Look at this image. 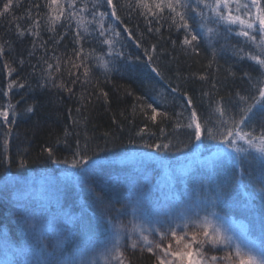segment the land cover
<instances>
[{
    "label": "trees",
    "instance_id": "1",
    "mask_svg": "<svg viewBox=\"0 0 264 264\" xmlns=\"http://www.w3.org/2000/svg\"><path fill=\"white\" fill-rule=\"evenodd\" d=\"M3 2L4 0H0V6ZM32 2L33 0H14V4L18 3V6L0 17V43L10 42V46H5L4 55L0 57V109L7 108L9 104L14 106L8 109L9 120L14 123L5 125L0 119V161L4 160L5 155L13 161L11 165L0 163V180L35 171L49 172L54 175L62 169H73V171L81 169L71 166L72 152L75 150L77 140L81 147L85 143L88 144L87 155L91 159L86 165L87 168L97 163L107 165L105 163H109L111 159L127 157L133 153L142 154L148 158L149 164L154 165L153 161L158 162V170L166 175V182L174 191L181 188L191 189V182H185L187 177H199L205 186H210L228 176L232 168L229 160L217 157L214 168L202 163L217 151L215 141L204 139L197 153L193 146L195 142L188 141V130L184 128L174 130L177 119L181 123H186L190 111L185 110L183 98L180 93H173L172 88L179 86L181 92L187 91L191 95L202 120L209 116L214 107L213 101L219 97L229 101L234 99L236 91H241L242 94L252 91L255 94L243 73L249 72L255 79L259 76L256 71L258 66L248 59L241 60L234 54L236 48L244 47L248 50V45L243 43V38L226 34L221 27L220 36L211 44L202 39L198 46L199 53L195 54L181 46L183 32H177L174 28L170 29L165 23L160 33H148L144 18L134 12L132 19L129 20L128 10L125 8L120 11L124 24H120L119 21H111V23L117 27V30H122L126 24L132 29L133 38H129L127 33L121 31L120 42L116 44L115 52L111 56L107 55L108 46L99 43L98 40L85 44V51L91 53L88 60L91 76L86 84L81 82L72 84L74 75L70 76L69 73L78 74L72 64L73 61L75 63L79 61H75V58L73 61L69 60L73 48L71 36L66 37L53 51L52 42L49 40L52 33L46 30L47 20L42 21L40 38L28 35L18 38L16 35L17 23L21 26L29 23L27 9ZM47 11L42 7L41 16ZM81 15L87 17L86 12ZM78 19L79 17H76L68 21L65 17L61 23L68 22L75 27ZM137 24L139 28L136 27ZM86 26L90 29L94 27L87 23ZM64 31V28L57 25L58 33ZM140 33H144L143 38L140 39L142 47H137L136 40L140 38ZM41 39L48 41L46 54L48 63L58 65L51 70V75L57 83L68 82V86L72 88L71 93L57 87L41 88L39 86L44 82L41 77L43 69L47 67L42 62L45 51L40 47ZM34 40L35 49H33ZM172 41H176V44L173 45ZM153 44L156 45L153 66L159 69V76L147 65L144 52ZM213 48L216 49L214 60ZM30 51H34L31 57L28 55ZM121 51L124 53L123 57L115 54ZM54 55L59 60L52 59ZM136 57L139 59H135ZM21 58L25 61L22 66L18 62ZM102 60L110 61L111 71L105 70ZM5 63L9 65V68L15 69L11 76L8 75V69L4 67ZM210 63L211 67H209ZM33 65H36L35 69ZM82 72L81 68L79 73ZM202 75L207 78L199 79L198 77ZM13 80L24 83L25 87H13L9 91L8 84ZM5 92L8 94L5 95ZM101 92H106L107 97H104ZM130 92L132 95H129ZM136 97H143L144 101L153 104L158 111L167 112L170 118L162 120L158 116L154 124L136 106ZM29 106L33 108V111H26ZM181 111H183V117L177 118L176 113ZM145 126L147 131L143 137L136 135ZM161 128L165 130L166 138L161 137ZM168 139L172 140V147L168 151H157L147 147L157 142L166 143ZM45 147L54 149V158L59 161L58 163L48 159L46 153L42 154ZM250 152L244 167L249 171H255L258 164L254 157L257 154L252 150ZM21 158L28 160V164L23 168L17 167L16 164ZM65 160L68 163H65ZM102 169L104 168L87 175V182L94 191H90V187L86 186L77 188L78 202L73 209L77 211L78 217L71 221L72 231L66 241L68 247L74 243L83 244L85 239L90 240L104 230L105 220L102 221L101 214H98L94 205L95 193L103 196V202L109 209L113 210L115 207L120 209L116 201L120 200V195L124 191L121 193L122 188L118 187L114 179H110L109 172L115 170L121 173L123 168L112 166L107 172ZM82 173L83 176L84 170ZM170 174L178 179L170 180ZM78 175L81 177V174ZM108 175L109 177L105 178ZM208 180H211L208 185L203 182ZM243 191L244 189H241V195L237 197L239 204L221 205L215 211L219 215L242 219L250 239H256L258 232L251 223L250 214L244 208ZM254 203L257 211L264 208V202L259 199ZM15 213L11 204L0 200V233L9 246L18 244L16 229L23 224L21 216ZM91 219L95 221L98 219L96 224L101 227V230L84 235V225ZM123 252L126 264H154L151 254L139 248H123Z\"/></svg>",
    "mask_w": 264,
    "mask_h": 264
},
{
    "label": "snow or ice",
    "instance_id": "2",
    "mask_svg": "<svg viewBox=\"0 0 264 264\" xmlns=\"http://www.w3.org/2000/svg\"><path fill=\"white\" fill-rule=\"evenodd\" d=\"M16 6L18 3L14 4V0H4L0 6V17L10 13ZM42 7L48 10L43 16L40 14ZM125 8L128 10L129 20L132 19L134 12L144 18L148 33H160L165 23L170 29L174 28L177 32H183L181 46L195 54L199 53L198 46L202 39L211 44L220 36V28L223 27L226 34L243 38V43L248 45V50L244 47L236 48L234 54L241 60L248 59L254 62V65L258 66L256 71L259 76L254 79L249 72H244L243 76L248 78L250 88L255 94L252 91H248V94L236 91L234 99L229 101L219 97L213 101L214 107L209 116L203 120L197 113L191 95L187 91L181 92L179 86L172 88L173 93H180L183 98L185 110L190 111L187 122L181 123L177 119L174 130L187 129L188 141L195 142L193 146L197 153L204 139L215 141L217 151L202 163L214 168L217 163L216 158L223 157L231 162V171L223 180L210 186H205L196 176L185 178L186 183L191 182V191L196 193L195 199L191 193L185 200L174 198L172 208L167 211L157 209L147 218V226L144 223L130 221L131 227H128L119 222L113 224L112 219L106 218L105 223L111 226L113 236L111 248L105 249V264H110L111 261H115L116 264H126V257L120 246L125 233L131 241L129 246L151 254L154 264H264V208L257 211L254 203L257 199L264 202V0H33L27 9L29 23L26 26L17 23L16 35L18 38H23L25 35L40 38L42 21L47 20L46 30L52 33L49 40L52 42L53 51L66 37L71 36L73 48L69 60L73 61L75 58V61H79L78 63L73 61L72 66L77 69L78 74L69 73L70 76L74 75L71 83L86 84L91 76V67L88 63L91 53L85 51V44L98 40L99 43L108 46L107 55L111 56L115 52L116 44L120 42L121 31L127 33L129 38H133V31L126 24L122 30H117V27L111 23V21H119L120 24H124L120 11ZM85 12L87 17L81 15ZM65 17L68 21L76 17L79 19L73 27L71 23H61ZM86 23L94 27L90 29ZM57 25L65 31L58 33ZM136 27L139 28V25L137 24ZM143 35L144 33H140V38L136 40L137 47H142L140 39ZM172 43L175 45L176 41ZM6 45L10 46V42L0 43V57L4 55ZM40 47L45 51L42 62L47 67L43 69L41 77L44 82L39 86L41 88L57 87L71 93L72 88L68 86V82L57 83L51 75V70L58 65L48 63L46 55L48 41L41 39ZM35 48L34 40L33 49ZM144 52L147 65L159 76V69L153 66L156 45L153 44ZM115 54L120 57L124 55L122 51ZM28 55L33 56L34 51H30ZM215 56L216 49L213 48V60ZM52 59L59 60L55 55ZM18 62L22 66L25 61L21 58ZM101 63L106 71H111L110 61L102 60ZM211 66L210 63L209 67ZM4 67L8 69L9 76L15 71L14 68H9L7 63ZM32 67L35 69L36 65ZM81 68L83 72L79 73ZM230 74L235 75V73ZM198 78L204 80L207 77L202 75ZM13 87L24 88L25 84L13 80L8 84V90L11 91ZM101 94L107 97L106 92ZM129 95L132 93L130 92ZM136 100V106L154 124L158 116L162 120L170 118L167 112L158 111L157 107L144 101L143 97H136ZM13 107L9 104L7 108L0 109V119L3 124L14 123L9 120L8 110ZM26 111L31 112L33 108L29 106ZM176 116L183 117V111L176 113ZM146 131L147 126L140 129L136 135L143 137ZM160 133L161 137L166 138L167 134L163 128L160 129ZM65 144L67 145V140ZM147 147L157 151H168L172 147V140L168 139L166 143L149 144ZM87 149V143L81 147L79 140L76 141L71 160L73 168L88 171L86 165L91 157L87 155ZM250 150L257 154L254 157L258 164L255 171H249L244 167L245 160L251 154ZM43 153H46L53 163L59 162L54 158L55 152L52 147H45L42 150ZM64 162L68 163L67 160ZM0 163L11 165L13 161L5 155ZM16 164L17 167L23 168L28 164V160L21 158ZM177 179L178 177L170 174V180ZM145 183L150 185L151 178L145 177ZM241 189H244L242 193L245 198L244 208L250 214L251 223L258 232L256 239L248 238L243 231L238 236L230 230L223 229L217 223L219 216L215 209L229 203L239 204L237 197L241 195ZM90 191L94 189L90 187ZM149 192L150 189L137 194L132 205L134 217L148 199ZM95 195L99 202H103L101 194L95 193ZM202 212L203 215H201ZM24 213L25 235L38 231L43 236V225L38 226L35 222L28 223V218L36 215L35 210L25 207ZM60 215L65 218L63 223L66 225L60 231L68 233V236H65L67 239L72 231V217L68 212L60 213ZM88 227L87 224L84 225L85 229ZM61 244L62 242H58L56 250L61 247ZM31 247L29 245L21 249V254L25 251L30 252ZM56 250L47 253L46 258L37 259L35 262L25 261V264H63L54 259ZM94 250L91 247L85 248L83 254ZM39 252L43 254L46 249L41 248ZM84 264H98V262L95 258H90L84 261Z\"/></svg>",
    "mask_w": 264,
    "mask_h": 264
},
{
    "label": "rangeland",
    "instance_id": "3",
    "mask_svg": "<svg viewBox=\"0 0 264 264\" xmlns=\"http://www.w3.org/2000/svg\"><path fill=\"white\" fill-rule=\"evenodd\" d=\"M105 163L107 165L89 166L88 171L83 169L73 171V169H62L58 171L57 175H52L49 172L43 171L29 172L20 174L18 176H9L0 180V200H4L12 205L15 214L21 216L24 220V208L35 210L36 215L28 218V223L35 222L38 226L43 225V236L36 231L30 232L28 236L25 235L26 225L23 223L16 229L17 240L19 241L16 246H9L8 243L2 238L0 233V264H25V261L35 262L37 259L46 258L47 253L56 250L58 242H62L61 247L55 251V260L61 261L63 264H84V261L95 258H104L105 249L111 248L113 232L111 226L105 223L104 230L97 236L86 241L83 244L74 243L67 246L68 233L61 232L60 229L66 227L63 223L65 219L60 213L68 212L72 221L77 218V211L73 209L78 202L77 188L80 186L90 187L87 182L88 173L98 172L100 168L106 171L112 166L123 168L121 173L110 170V179H114L119 188H122L120 200L116 201L120 206L118 210L115 207L113 210L109 209L104 202H99L95 199V208L98 214H101L102 221L106 218L112 219L113 224L117 222L131 227L130 221L135 223H144L147 226V218L154 214L157 209L160 211H167L173 207V199L178 198L185 200L186 196L191 193L195 199L196 194L191 189H178L174 191L170 185L167 184L166 175H163L161 170H158V162L153 161L154 165L148 163V158L142 154H131L127 157H120L111 159ZM110 166V167H109ZM109 167V168H108ZM161 167V164H160ZM78 174H81L79 177ZM105 176L106 177H109ZM145 177L151 178V184L145 183ZM104 178V179H105ZM100 179V178H99ZM207 185L211 180L203 181ZM170 187V188H169ZM81 189V188H80ZM149 197L144 202L143 207L133 216L132 205L135 201L137 194L141 191H148ZM179 194V195H177ZM110 206V205H109ZM111 207V206H110ZM204 213L202 212L201 215ZM218 225L223 229L230 230L236 235H244L250 238L245 223L242 219H237L232 216L219 215ZM97 221L89 220L87 229H84V235L96 233L101 230V227L96 224ZM246 228V231L244 229ZM131 241L128 239L127 233L122 236L120 246L123 248H131ZM32 246L31 251H25L21 254V249L27 246ZM94 248L95 250L87 254L84 253L85 248ZM45 248L46 252L41 254L39 250ZM222 254V253H219ZM110 264H116L112 261Z\"/></svg>",
    "mask_w": 264,
    "mask_h": 264
},
{
    "label": "bare ground",
    "instance_id": "4",
    "mask_svg": "<svg viewBox=\"0 0 264 264\" xmlns=\"http://www.w3.org/2000/svg\"><path fill=\"white\" fill-rule=\"evenodd\" d=\"M95 259L97 260L98 264H105L104 258L98 256V257H95Z\"/></svg>",
    "mask_w": 264,
    "mask_h": 264
}]
</instances>
